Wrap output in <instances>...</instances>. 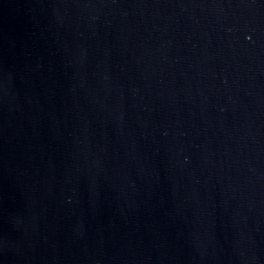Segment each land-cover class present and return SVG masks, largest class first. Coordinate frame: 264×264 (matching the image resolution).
I'll return each mask as SVG.
<instances>
[{
    "label": "water",
    "instance_id": "95a60500",
    "mask_svg": "<svg viewBox=\"0 0 264 264\" xmlns=\"http://www.w3.org/2000/svg\"><path fill=\"white\" fill-rule=\"evenodd\" d=\"M0 264H264V0H0Z\"/></svg>",
    "mask_w": 264,
    "mask_h": 264
}]
</instances>
